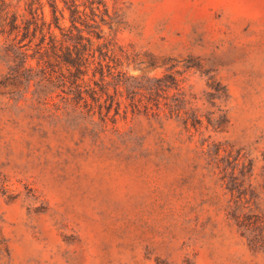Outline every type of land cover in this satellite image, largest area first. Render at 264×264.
Returning a JSON list of instances; mask_svg holds the SVG:
<instances>
[{
	"label": "rangeland",
	"instance_id": "1",
	"mask_svg": "<svg viewBox=\"0 0 264 264\" xmlns=\"http://www.w3.org/2000/svg\"><path fill=\"white\" fill-rule=\"evenodd\" d=\"M104 2L115 123L64 107L36 59L27 86L26 40L0 34V264H264V0Z\"/></svg>",
	"mask_w": 264,
	"mask_h": 264
},
{
	"label": "trees",
	"instance_id": "2",
	"mask_svg": "<svg viewBox=\"0 0 264 264\" xmlns=\"http://www.w3.org/2000/svg\"><path fill=\"white\" fill-rule=\"evenodd\" d=\"M59 1L62 7H58L57 0L45 1L50 8L49 20H45L42 0L25 1L20 23L15 13L2 19L0 34H14L13 39L18 43L26 40L22 45L25 51L15 52L17 62L12 70L24 66L22 75L29 86L34 75L28 58L36 59L41 73L39 82L44 80L53 90L60 91L56 93L64 107L83 109L88 115L97 114L102 122L109 120L115 123L121 110V101L117 98L120 81L113 83L114 93L110 94L108 88L111 83L107 78L115 79L117 64L110 63L114 61L107 42H94V39L103 40V25L109 29L113 25L108 7L104 0ZM65 19L68 26L62 25ZM54 30L59 32V36ZM32 43L35 48L29 54L27 50ZM157 81L160 82L157 87H144L149 95L177 87L171 73ZM123 113L125 115V111Z\"/></svg>",
	"mask_w": 264,
	"mask_h": 264
}]
</instances>
